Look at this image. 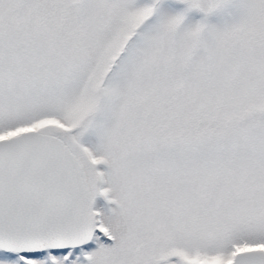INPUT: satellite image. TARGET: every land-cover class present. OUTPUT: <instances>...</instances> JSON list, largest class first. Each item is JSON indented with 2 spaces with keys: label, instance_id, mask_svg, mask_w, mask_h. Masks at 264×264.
<instances>
[{
  "label": "snow or ice",
  "instance_id": "snow-or-ice-1",
  "mask_svg": "<svg viewBox=\"0 0 264 264\" xmlns=\"http://www.w3.org/2000/svg\"><path fill=\"white\" fill-rule=\"evenodd\" d=\"M0 264H264V0H0Z\"/></svg>",
  "mask_w": 264,
  "mask_h": 264
}]
</instances>
